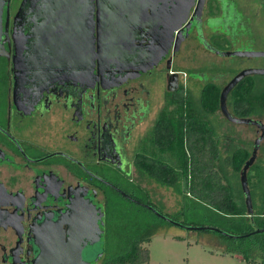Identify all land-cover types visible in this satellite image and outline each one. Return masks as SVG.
<instances>
[{
    "label": "flooded vegetation",
    "instance_id": "1",
    "mask_svg": "<svg viewBox=\"0 0 264 264\" xmlns=\"http://www.w3.org/2000/svg\"><path fill=\"white\" fill-rule=\"evenodd\" d=\"M214 1L3 0L0 264H106L130 213L162 210L166 129L215 82L199 51L225 50Z\"/></svg>",
    "mask_w": 264,
    "mask_h": 264
},
{
    "label": "trees",
    "instance_id": "2",
    "mask_svg": "<svg viewBox=\"0 0 264 264\" xmlns=\"http://www.w3.org/2000/svg\"><path fill=\"white\" fill-rule=\"evenodd\" d=\"M258 74L262 73L244 75L228 92L227 107L231 114L264 115V81L259 82ZM219 90L218 83L208 82L196 99L191 97L189 100L186 123L181 119L180 124L171 123L166 129L165 148L175 161L165 165V184L179 192L181 199L179 208L173 214L160 210L170 219L155 216L157 222L175 220L182 224L215 226L220 230H205L218 234L216 249L239 255L247 264H264V160L255 157L247 170L251 197L249 211L240 171L252 150L235 144L228 146L226 153L223 151L224 133L214 116L220 110ZM171 136L173 139H170ZM228 167L236 174L238 186L232 180ZM188 208L200 220L182 218ZM139 229L146 230L134 237L131 235L125 241L126 245L114 253L106 264L148 261L147 242L155 230L142 225ZM174 236L181 237L179 234Z\"/></svg>",
    "mask_w": 264,
    "mask_h": 264
},
{
    "label": "rangeland",
    "instance_id": "3",
    "mask_svg": "<svg viewBox=\"0 0 264 264\" xmlns=\"http://www.w3.org/2000/svg\"><path fill=\"white\" fill-rule=\"evenodd\" d=\"M224 7L227 6L228 16L224 19H215L209 29H217L218 33L210 36L212 45L225 50H264V0H223ZM213 3L215 1L213 0ZM204 54L199 51L197 59L193 62L212 67L213 80L218 84L223 83V78L229 77L235 69L254 68L264 66V55H237L222 54L208 50ZM205 55V57H204ZM202 81L207 78V70L203 69ZM208 73L209 70H208ZM259 82L264 81V74H258ZM211 78V76L209 77ZM215 120L220 125L224 139L222 149L226 153L228 146H245L252 150L253 141L259 131L252 123L232 122L228 120L220 110L215 113ZM264 122V115L254 114ZM257 158L264 160V138L259 144ZM231 178L238 186L236 174L228 167ZM181 194L172 187L166 186L165 203L161 207L162 212L173 214L180 206ZM128 216L129 233L134 237L145 231L139 229L148 226L149 230H155L154 235L147 242L149 259L147 262L137 264H247L238 255L221 252L216 249L218 234L211 230L192 229L183 225L171 222H157V215L143 207H139ZM156 215V216H155ZM182 218L189 220H200L190 208L182 214ZM153 222L156 225H150ZM151 223V224H153ZM149 224V225H148ZM153 226V227H152ZM168 231L166 234L164 232ZM174 234L181 235L180 238ZM109 248L112 254L121 250L126 245V240L120 235V225L117 233L114 234ZM98 264H101L100 262Z\"/></svg>",
    "mask_w": 264,
    "mask_h": 264
},
{
    "label": "water",
    "instance_id": "4",
    "mask_svg": "<svg viewBox=\"0 0 264 264\" xmlns=\"http://www.w3.org/2000/svg\"><path fill=\"white\" fill-rule=\"evenodd\" d=\"M202 1V0H200ZM2 7H3V0H0V30H1V20H2ZM176 26H173V29L176 28ZM1 51V50H0ZM222 54H237V55H264V50H222ZM248 73H262L264 74V66L263 67H254V68H245L241 69L238 73H236L227 83L226 85L221 89L220 96H219V104H220V110L221 112L231 121L234 122H242V123H252L258 127L259 134L257 137H255L253 141L252 151L249 157L245 160L241 171H240V182L242 189L245 194V201L247 203L248 210H251V197H250V191L248 187L247 182V170L249 166L254 162L255 157L257 155V151L259 148V144L261 140L264 138V122L259 118H254L252 116H238L233 115L229 111L227 107V95L228 92L231 90V88L246 74ZM171 75H175L172 73ZM154 213L157 214L160 217H164L167 219H170L165 214L153 209ZM175 223H178L180 225H183L188 228L192 229H213L219 231L220 229L215 226L210 225H190V224H182L179 221L171 220ZM260 230V229H257ZM229 234V233H227ZM231 236H236L235 234H229ZM90 261L87 260H81V264H87Z\"/></svg>",
    "mask_w": 264,
    "mask_h": 264
},
{
    "label": "crops",
    "instance_id": "5",
    "mask_svg": "<svg viewBox=\"0 0 264 264\" xmlns=\"http://www.w3.org/2000/svg\"><path fill=\"white\" fill-rule=\"evenodd\" d=\"M234 255H236V254H234ZM239 256V255H238ZM240 257V256H239Z\"/></svg>",
    "mask_w": 264,
    "mask_h": 264
}]
</instances>
